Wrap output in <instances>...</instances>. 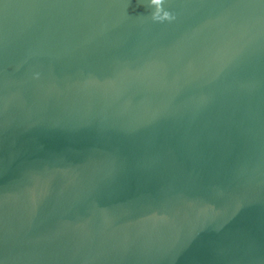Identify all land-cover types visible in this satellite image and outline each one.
<instances>
[{
	"label": "water",
	"instance_id": "95a60500",
	"mask_svg": "<svg viewBox=\"0 0 264 264\" xmlns=\"http://www.w3.org/2000/svg\"><path fill=\"white\" fill-rule=\"evenodd\" d=\"M0 264H264V0H0Z\"/></svg>",
	"mask_w": 264,
	"mask_h": 264
},
{
	"label": "clouds",
	"instance_id": "9594fccd",
	"mask_svg": "<svg viewBox=\"0 0 264 264\" xmlns=\"http://www.w3.org/2000/svg\"><path fill=\"white\" fill-rule=\"evenodd\" d=\"M152 3H159V0H152ZM155 19H166V18H168V13L167 12H165V14H164V18H161V17H159L158 15L156 16V17H154Z\"/></svg>",
	"mask_w": 264,
	"mask_h": 264
}]
</instances>
